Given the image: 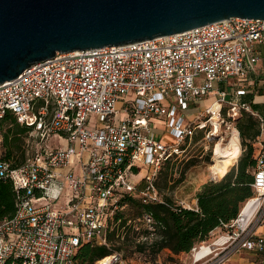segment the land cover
Returning a JSON list of instances; mask_svg holds the SVG:
<instances>
[{
    "label": "built area",
    "instance_id": "built-area-1",
    "mask_svg": "<svg viewBox=\"0 0 264 264\" xmlns=\"http://www.w3.org/2000/svg\"><path fill=\"white\" fill-rule=\"evenodd\" d=\"M260 44L263 20L232 18L154 40L57 53L0 85V144L8 115L31 128L39 144L23 165L0 157V179L16 193L15 214L0 221V264H76L86 244L110 248L108 233L126 196L163 203L156 186L161 167L170 159L187 161L188 146L206 127L202 113L185 123L180 109H203L208 96L220 104L217 112L205 109L210 118L225 108L232 118L246 110L259 118L261 135L254 144L253 197L219 229L223 235L215 240L218 230L212 232L192 252L203 264H264V117L239 101L251 93L248 78L256 72ZM92 115L99 120L88 129ZM159 120L165 121L163 139L153 135ZM143 171L139 191L135 178ZM250 203L254 209L245 217ZM181 206L197 210L196 204ZM146 222L151 234L142 240L152 242L153 222ZM123 263L113 252L96 264Z\"/></svg>",
    "mask_w": 264,
    "mask_h": 264
},
{
    "label": "water",
    "instance_id": "water-1",
    "mask_svg": "<svg viewBox=\"0 0 264 264\" xmlns=\"http://www.w3.org/2000/svg\"><path fill=\"white\" fill-rule=\"evenodd\" d=\"M232 18L264 21V0H0V85L57 53L154 40Z\"/></svg>",
    "mask_w": 264,
    "mask_h": 264
},
{
    "label": "trees",
    "instance_id": "trees-1",
    "mask_svg": "<svg viewBox=\"0 0 264 264\" xmlns=\"http://www.w3.org/2000/svg\"><path fill=\"white\" fill-rule=\"evenodd\" d=\"M263 95V91H259ZM253 94L243 99L250 104L254 112H260V105L254 104ZM224 111V115H225ZM260 114V113H259ZM261 115V114H260ZM263 116V115H262ZM264 117V116H263ZM240 140H242L244 153L237 166L227 170L220 180L210 181L203 185L197 193V210H189L174 202L163 188L168 186L169 180L164 181V186L157 183L166 169L175 167V159L166 161L159 172L156 186L163 203L144 204L140 199L126 196L122 204L131 208L140 218L143 225L138 229L133 224V219L124 211L118 212L115 221L116 227L108 233L110 248L103 245H84L76 257V264H96L113 252H124L128 248H135L140 253L157 257L164 251H169L175 256L189 254L202 242L211 239V233L224 228L237 218L245 203L253 197L254 182L253 171L256 167L254 144L261 135L259 118L246 110L235 120ZM31 128L20 125L13 115H8L3 121L2 145L4 154L2 158L12 160L15 166L23 165L26 160V151L23 146V137L29 135ZM197 141V134L194 138ZM180 163V162H179ZM183 169L180 182L185 176V171L193 165V161H182ZM222 176V175H221ZM221 176H217L218 179ZM16 211V193L13 185L0 179V221L10 218ZM153 222L157 239L152 242L143 241L148 238L151 231L147 227L146 219Z\"/></svg>",
    "mask_w": 264,
    "mask_h": 264
},
{
    "label": "rangeland",
    "instance_id": "rangeland-1",
    "mask_svg": "<svg viewBox=\"0 0 264 264\" xmlns=\"http://www.w3.org/2000/svg\"><path fill=\"white\" fill-rule=\"evenodd\" d=\"M256 50L261 52V57L264 58V44H260L256 46ZM264 66V59L259 64L255 65V68L263 67ZM235 81L234 78L231 79V84H233ZM225 85H220L218 83L214 84V88L218 87H224ZM254 89V88H252ZM256 92L259 90L257 88ZM255 92V93H256ZM257 94V93H256ZM258 95V94H257ZM235 100V98H232ZM214 98L212 96L205 97V104L211 105L214 102ZM231 101V100H230ZM123 103H119L117 105V109L123 111ZM208 106V107H209ZM226 107H232L229 104H225ZM208 107H202L200 105H193L191 104L189 109L182 110L180 109V115L184 117V122L189 123L193 121L196 116L200 113L203 115L201 116L199 122L206 125L205 129L201 132L200 130L197 131V141H193L188 146L187 151V159L193 161V165L190 166L185 171V176L182 179V181L177 182L176 181L180 178V173L183 169L184 163H176L175 167H171L169 169H166L163 173V176H160L157 183H159L160 187L164 186V181L167 178L169 180L168 186L166 188H163V192L168 195L174 202L177 204H190L194 205L196 202V195L198 193V190H201L204 184L211 181V172L209 170L210 165H212L213 157H214V151L216 149V145L220 141V139L227 138L228 135L232 132L233 129H237L235 120L238 118H232V116H229V110L228 108H225L226 112L225 115L222 114L215 119L210 118L209 115L206 114L205 109ZM242 111V110H241ZM241 111L239 116L241 115ZM224 113V112H223ZM233 112H231V115ZM225 120V122L222 124V120ZM99 118L96 115H92L89 117V122L91 125H89L88 129H94L96 126V123L98 122ZM162 121V120H159ZM159 123V122H158ZM215 125L219 126L218 133L211 138L207 139L205 136L210 131H215ZM166 127H165V121L159 123V125L153 129V135L155 138L164 137L166 134ZM238 130V129H237ZM220 138V139H219ZM262 141H264V136L261 138ZM50 144L55 146V142L51 141ZM64 145V143H62ZM242 140H240V155L237 159V162H233V164H230V167L227 170H232L235 166H237L240 157L243 155V145ZM29 145V148L27 147ZM39 144L37 143V140L31 138L29 135H26L23 137V146L26 151V156L28 157H34L37 154V150L39 149ZM2 154H4V146L2 143L0 144V157H2ZM187 160V161H188ZM233 167V168H232ZM232 168V169H231ZM229 172V171H228ZM227 172V173H228ZM142 174L139 175L137 178H135V182L137 183L138 190L140 191L143 188L144 181L142 180V177L144 175V171L141 172ZM225 173L224 175H226ZM206 175V176H205ZM223 175V176H224ZM219 176V175H218ZM213 178H217V175H215ZM220 180V179H218ZM64 199L60 202V205L64 204ZM126 215L131 217L133 219V224L137 225L139 228L142 229L141 225H143L140 218H138L135 215V212L131 208H127L126 211H124ZM223 231H217L214 235V239L216 240L219 238ZM124 258L123 264H203V262H196L198 255L197 252H191L189 254L181 255V256H175L171 254L169 251H164L161 254H159L157 257H152L149 254H143L135 250V248H128L124 252H121ZM206 264V263H205Z\"/></svg>",
    "mask_w": 264,
    "mask_h": 264
},
{
    "label": "bare ground",
    "instance_id": "bare-ground-1",
    "mask_svg": "<svg viewBox=\"0 0 264 264\" xmlns=\"http://www.w3.org/2000/svg\"><path fill=\"white\" fill-rule=\"evenodd\" d=\"M211 110L213 112H217L220 109V104L214 101L210 106ZM216 131H219L218 125H215ZM228 137L225 138H219L220 141L216 145V149L214 151V157H213V164L210 165V172L211 177H214L215 175H219L218 179L223 177V174L227 171V169L230 167V164L232 165L233 162H237V159L239 155L241 154V147H240V136L237 129H233L230 134H227ZM142 173H140L141 175ZM206 176V175H205ZM210 177V178H211ZM254 209V204L250 203L244 210L245 217H248ZM200 254L198 255V257Z\"/></svg>",
    "mask_w": 264,
    "mask_h": 264
},
{
    "label": "crops",
    "instance_id": "crops-1",
    "mask_svg": "<svg viewBox=\"0 0 264 264\" xmlns=\"http://www.w3.org/2000/svg\"><path fill=\"white\" fill-rule=\"evenodd\" d=\"M258 52V55L260 56V60H259V62L257 63V64H259L261 61H262V59H264V58H262L261 57V52L260 51H257ZM255 73H250L249 74V87H250V91H251V93L249 94V95H252L253 94V103L254 104H258V105H260V114L261 115H263L264 116V66L263 67H258V68H255ZM252 88H254V89H252ZM255 88H257V89H259L257 92H256V89ZM263 91V95H260L259 94V91ZM258 94H256V93ZM247 98V96L246 97H242V98H240L239 99V101H240V103H245L244 101H243V99H246ZM209 105H206L205 103H203V107H208ZM240 136V135H239ZM160 138H162L163 139V137H161L160 136ZM200 190H198V192H199ZM196 203V205H197V199L196 200H194ZM236 261H238V259L236 260ZM232 264H236V263H232Z\"/></svg>",
    "mask_w": 264,
    "mask_h": 264
}]
</instances>
